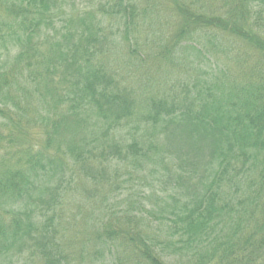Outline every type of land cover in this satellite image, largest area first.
<instances>
[{
    "label": "trees",
    "instance_id": "trees-1",
    "mask_svg": "<svg viewBox=\"0 0 264 264\" xmlns=\"http://www.w3.org/2000/svg\"><path fill=\"white\" fill-rule=\"evenodd\" d=\"M0 264H264V0H0Z\"/></svg>",
    "mask_w": 264,
    "mask_h": 264
},
{
    "label": "rangeland",
    "instance_id": "rangeland-1",
    "mask_svg": "<svg viewBox=\"0 0 264 264\" xmlns=\"http://www.w3.org/2000/svg\"><path fill=\"white\" fill-rule=\"evenodd\" d=\"M15 52H16V51H13L12 54H14ZM12 54L10 53V55H12Z\"/></svg>",
    "mask_w": 264,
    "mask_h": 264
}]
</instances>
